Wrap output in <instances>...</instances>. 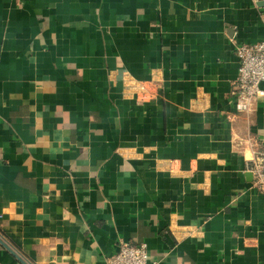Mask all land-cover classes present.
<instances>
[{"label":"crops","instance_id":"obj_1","mask_svg":"<svg viewBox=\"0 0 264 264\" xmlns=\"http://www.w3.org/2000/svg\"><path fill=\"white\" fill-rule=\"evenodd\" d=\"M255 41L264 1L0 0V237L28 264H109L122 240L264 264V97L231 95ZM0 264L23 263L0 242Z\"/></svg>","mask_w":264,"mask_h":264},{"label":"built area","instance_id":"obj_2","mask_svg":"<svg viewBox=\"0 0 264 264\" xmlns=\"http://www.w3.org/2000/svg\"><path fill=\"white\" fill-rule=\"evenodd\" d=\"M236 55L240 63L239 74L231 95L237 98V110L249 112L264 97V41L239 43ZM248 161V168L254 175V185L264 192V137H261V142L255 141ZM4 217L0 212V219ZM109 264H149L147 243L133 244L122 240Z\"/></svg>","mask_w":264,"mask_h":264},{"label":"water","instance_id":"obj_3","mask_svg":"<svg viewBox=\"0 0 264 264\" xmlns=\"http://www.w3.org/2000/svg\"><path fill=\"white\" fill-rule=\"evenodd\" d=\"M0 242L2 243L3 246H5L11 253L15 254V256L23 263V264H28L25 260H23L16 252L15 250L7 243L5 242L1 237H0Z\"/></svg>","mask_w":264,"mask_h":264}]
</instances>
